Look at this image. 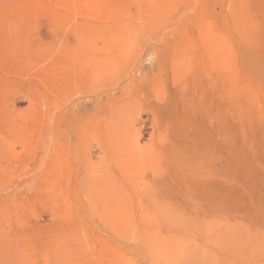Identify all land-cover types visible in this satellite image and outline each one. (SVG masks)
Here are the masks:
<instances>
[{"label":"rangeland","instance_id":"374dc122","mask_svg":"<svg viewBox=\"0 0 264 264\" xmlns=\"http://www.w3.org/2000/svg\"><path fill=\"white\" fill-rule=\"evenodd\" d=\"M0 264H264V0H0Z\"/></svg>","mask_w":264,"mask_h":264}]
</instances>
